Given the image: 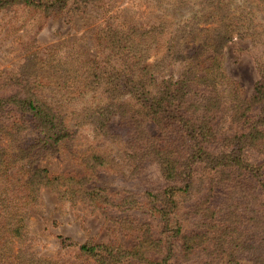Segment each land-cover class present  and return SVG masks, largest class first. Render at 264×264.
I'll return each instance as SVG.
<instances>
[{
	"label": "trees",
	"instance_id": "1",
	"mask_svg": "<svg viewBox=\"0 0 264 264\" xmlns=\"http://www.w3.org/2000/svg\"><path fill=\"white\" fill-rule=\"evenodd\" d=\"M206 1L199 12L178 20L189 25L187 30L175 23L173 13L166 14L167 19L158 26L147 29L107 24L96 33L95 41L101 50L94 58L59 62L57 67L63 69L51 75H38L34 70L32 78L10 77L0 84V135L9 145L0 152V179L12 181L8 169L17 164L15 181L25 193L16 197L0 192L1 257L10 254L14 241L21 244L28 240L29 207L34 205L39 187L58 194L62 191L69 200L86 196L87 176L73 182L72 177L51 174L35 165L40 157L68 149L78 141L89 148L70 152L81 160H86L88 153L92 162L100 159L101 163L106 152H113L109 149L114 144L123 148L134 172L152 165L163 183L152 198L151 208L167 226L163 241L144 235L132 248L77 245V253L94 259L96 264H173L181 252L192 250L191 233L183 232L175 218L180 204L177 198L195 184L199 186L196 206L185 209L183 221L195 219L202 212L214 214L206 207L207 198L220 183L226 193L219 210L239 201L235 193L240 187L253 191V195L248 193L250 200L257 199L260 209H264V67L256 63L257 80L247 98L231 93L222 96L227 91L219 90L223 79L219 53L235 34L214 32L211 24L203 27L205 22L212 23L208 16L214 0ZM102 2L0 0V10L21 7L52 16L69 3L98 6ZM247 18L251 41L260 32L255 20ZM151 51L155 58L148 63ZM173 62L182 65L177 78L156 82L157 74ZM146 123L156 125L159 134L150 135ZM260 232L264 245V223ZM65 242H60L63 247L74 246ZM159 247L164 248L165 257L160 262L149 259L148 250ZM28 250L23 256L30 255ZM227 264H236L235 257Z\"/></svg>",
	"mask_w": 264,
	"mask_h": 264
},
{
	"label": "rangeland",
	"instance_id": "2",
	"mask_svg": "<svg viewBox=\"0 0 264 264\" xmlns=\"http://www.w3.org/2000/svg\"><path fill=\"white\" fill-rule=\"evenodd\" d=\"M203 1L103 0L102 7L69 3L60 13L52 16L21 7L0 10V84L10 80V77L32 78L34 70L38 75H51L63 69L57 67L59 62H81L94 58L101 50L95 41L96 33L107 24L147 29L158 26L167 19L166 14L173 13L178 25L204 8L208 2ZM246 15L255 20L260 32L251 41ZM208 17L212 23L205 22L203 27L211 24L214 32L232 31L237 36L232 35L219 53L223 76L219 90L227 91L222 96L231 93L247 98L257 80L256 63L264 67V0H214ZM178 26L185 30L189 28L183 23ZM153 57L155 54L151 51L148 63ZM40 59L44 62H39ZM41 65L44 67L40 70ZM181 68L179 63H170L157 74L156 82L166 77L176 79ZM123 99L132 103L128 97ZM145 125L150 135L159 134L156 125ZM87 134L90 135L88 126ZM72 144L68 149H57L40 157L35 165L51 174L72 177L73 182L87 176L86 196L77 195L69 200L62 191L58 194L52 189L39 187L35 203L29 207L28 240L21 244L14 241L10 254L0 256V264H18L21 261L20 264H23L29 259V264H96L94 259L78 254L77 245L86 243L132 248L144 235L163 241L167 226L156 210L151 209L154 205L152 198L163 187L156 167L144 165L142 172H134L131 162L123 154V148L114 144L109 149L113 152H106L107 156L101 163L100 159L99 162H92L88 153L86 160H81L70 152L83 151L88 148L87 144L85 146L79 141ZM8 147L6 139L0 135V152ZM17 167L15 164L8 169L7 174L12 181L8 177L0 179V192H5L7 196L25 194L15 181ZM91 183L95 185L89 186ZM218 186L207 198L206 207L213 211L212 216L207 211L195 219L181 220L187 207L196 206L197 184L177 198L180 204L176 208L175 220L183 232L191 233L193 249L181 252L173 264H227L234 257L236 264H261L264 261L263 234L259 233L264 223V209H260L255 201L257 199L254 202L250 200L249 194L254 192L245 187L238 188L235 194L240 196L239 201L231 207H220V211L219 205L226 191L223 183ZM239 196L233 197L237 199ZM62 239L74 246L63 247L60 243ZM186 241L189 242L188 239ZM26 248L35 257L23 256ZM147 253L149 259L157 262L166 255L161 247L149 249Z\"/></svg>",
	"mask_w": 264,
	"mask_h": 264
}]
</instances>
